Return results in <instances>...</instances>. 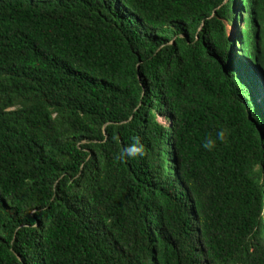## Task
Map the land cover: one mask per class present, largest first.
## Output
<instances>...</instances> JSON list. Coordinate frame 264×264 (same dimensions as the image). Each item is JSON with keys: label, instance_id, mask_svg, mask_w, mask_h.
<instances>
[{"label": "trees", "instance_id": "1", "mask_svg": "<svg viewBox=\"0 0 264 264\" xmlns=\"http://www.w3.org/2000/svg\"><path fill=\"white\" fill-rule=\"evenodd\" d=\"M0 264H264V0H0Z\"/></svg>", "mask_w": 264, "mask_h": 264}, {"label": "clouds", "instance_id": "2", "mask_svg": "<svg viewBox=\"0 0 264 264\" xmlns=\"http://www.w3.org/2000/svg\"><path fill=\"white\" fill-rule=\"evenodd\" d=\"M218 138L223 141L225 139V133L223 131H221L219 134H218ZM203 147L207 150H212L214 147H215V141L212 140V139H208L204 142L203 144ZM130 152H134L135 149H129Z\"/></svg>", "mask_w": 264, "mask_h": 264}, {"label": "rangeland", "instance_id": "3", "mask_svg": "<svg viewBox=\"0 0 264 264\" xmlns=\"http://www.w3.org/2000/svg\"><path fill=\"white\" fill-rule=\"evenodd\" d=\"M160 121H161L162 123L166 124L165 121H164L163 119H161V118H160Z\"/></svg>", "mask_w": 264, "mask_h": 264}]
</instances>
